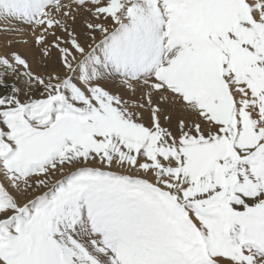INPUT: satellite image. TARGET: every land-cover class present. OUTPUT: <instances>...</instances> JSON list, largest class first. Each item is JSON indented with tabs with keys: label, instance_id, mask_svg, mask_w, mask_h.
<instances>
[{
	"label": "snow or ice",
	"instance_id": "obj_1",
	"mask_svg": "<svg viewBox=\"0 0 264 264\" xmlns=\"http://www.w3.org/2000/svg\"><path fill=\"white\" fill-rule=\"evenodd\" d=\"M0 264H264V0H0Z\"/></svg>",
	"mask_w": 264,
	"mask_h": 264
},
{
	"label": "rangeland",
	"instance_id": "obj_2",
	"mask_svg": "<svg viewBox=\"0 0 264 264\" xmlns=\"http://www.w3.org/2000/svg\"><path fill=\"white\" fill-rule=\"evenodd\" d=\"M17 47H18V50H19V51H22V52H23V51L26 50V46H24V45H22V44H21V45H18Z\"/></svg>",
	"mask_w": 264,
	"mask_h": 264
}]
</instances>
